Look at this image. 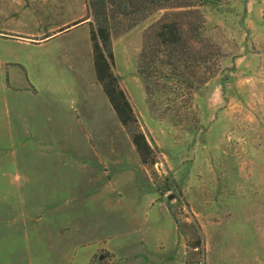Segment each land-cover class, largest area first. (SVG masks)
Masks as SVG:
<instances>
[{"label":"rangeland","instance_id":"rangeland-1","mask_svg":"<svg viewBox=\"0 0 264 264\" xmlns=\"http://www.w3.org/2000/svg\"><path fill=\"white\" fill-rule=\"evenodd\" d=\"M200 11H177L204 27L189 83L163 69L155 105L137 57L163 11L111 34L143 163L96 80L87 0H0V264H264V0Z\"/></svg>","mask_w":264,"mask_h":264},{"label":"trees","instance_id":"trees-1","mask_svg":"<svg viewBox=\"0 0 264 264\" xmlns=\"http://www.w3.org/2000/svg\"><path fill=\"white\" fill-rule=\"evenodd\" d=\"M223 1L225 0H87V8L93 20L90 22L89 32L96 80L119 122L128 129L131 141L143 163L153 162V150L145 135L137 129L131 104L112 70L111 34L127 31L153 14L163 11L151 24L147 41L137 57V73L143 81L148 103L155 105L160 100L159 93L166 94L170 87L165 77L162 79L163 69L174 74V84L177 87V83L186 85L189 78L183 74L184 68L187 69L188 66V52L194 50V42L203 41L202 21L190 29L184 26L186 22L179 17L180 12L177 11L195 12L198 20L200 7H218ZM174 8L182 10H173ZM187 28L191 32L189 39L185 36ZM192 248L200 249V242L192 245Z\"/></svg>","mask_w":264,"mask_h":264},{"label":"crops","instance_id":"crops-1","mask_svg":"<svg viewBox=\"0 0 264 264\" xmlns=\"http://www.w3.org/2000/svg\"><path fill=\"white\" fill-rule=\"evenodd\" d=\"M62 29H60L59 31H61ZM56 31H54V33H55ZM48 36H50V35H48Z\"/></svg>","mask_w":264,"mask_h":264}]
</instances>
